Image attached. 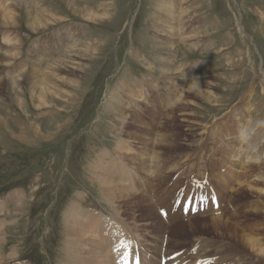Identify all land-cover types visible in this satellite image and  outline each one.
I'll return each instance as SVG.
<instances>
[{
    "label": "rangeland",
    "instance_id": "374dc122",
    "mask_svg": "<svg viewBox=\"0 0 264 264\" xmlns=\"http://www.w3.org/2000/svg\"><path fill=\"white\" fill-rule=\"evenodd\" d=\"M67 2L0 0V264H264V0Z\"/></svg>",
    "mask_w": 264,
    "mask_h": 264
},
{
    "label": "bare ground",
    "instance_id": "6f19581e",
    "mask_svg": "<svg viewBox=\"0 0 264 264\" xmlns=\"http://www.w3.org/2000/svg\"><path fill=\"white\" fill-rule=\"evenodd\" d=\"M68 4L72 5V2H70V0H68L67 2ZM88 9V8H87ZM86 9V13L89 12V10ZM13 12V11H12ZM92 13V12H91ZM2 16H3V19H12L13 20V17L10 15L9 12L7 11H3L2 12ZM29 25L32 29H35V30H39V29H42V28H45L47 26V20L46 19H42L41 17H32V18H29ZM67 37V36H66ZM66 37H64V40L66 39ZM8 39V38H7ZM69 43V41L67 42ZM84 43H87V42H84ZM81 44V42H76L74 43L73 45L71 44L69 46L68 49H66L65 51H63L61 53L60 56H58L57 58H55L54 60L51 61V63L49 65H47L48 67H46V69H49L47 70V72H51V74L55 77L56 76V73H54L56 70H63L65 69V67H67L68 65H77L79 66V61H77V59H79L80 57V52H83L86 54H88L87 51H85L84 47H86L85 44H81L80 47H78L79 45ZM66 44H63L62 46H65ZM81 60V59H80ZM69 67V66H68ZM48 72V73H49ZM14 77V76H13ZM62 80V79H61ZM18 79L15 78L14 80H12V90H16V88L19 86L18 83H17ZM198 83V86L199 87H206V88H209V84L207 83L206 80H201L200 77H196L194 79V83ZM210 82V81H209ZM32 86V85H31ZM35 86V85H34ZM38 87V86H37ZM49 89H47L49 91L50 94H55L56 93V89L54 87H51V85L48 86ZM198 88V87H196ZM34 89V88H33ZM191 89L193 90V86H191ZM46 89L45 87H43V84H41L39 87H38V95H37V99L39 100L38 101V106H45L48 102L47 101H43L44 98L46 97ZM33 94V93H32ZM48 94V93H47ZM51 97V96H49ZM183 97V96H182ZM180 99H182L180 97ZM243 137V135L241 134V138ZM246 138V136H244L242 139L244 140ZM162 145V143H157L155 145V148L156 146H160ZM131 159V158H130ZM258 157H256V160H253V161H257ZM144 161V159H142ZM145 163V161H144ZM138 166L140 168H143V162L140 161V163L138 164ZM250 166V165H249ZM103 167V172L104 175H100V177L102 178V182L99 183V186H100V190L102 192V194L104 195H107L106 197L108 198V191L110 190L109 188H113L114 186L112 185L113 184V181L110 180L112 179V172L110 171L109 168L107 167ZM244 168V167H243ZM152 170V169H151ZM117 174V173H116ZM127 176V175H126ZM251 181V180H250ZM249 183V182H248ZM119 184V183H118ZM243 184V183H242ZM250 184V183H249ZM115 185V183H114ZM248 185V184H247ZM119 186V185H118ZM120 188V187H119ZM256 188V187H255ZM113 191V190H112ZM110 190V192H112ZM100 192V193H101ZM184 194V193H183ZM115 197V196H114ZM19 202H21L19 200ZM78 206H76L75 208L73 209H70L71 211L68 213V217H66L67 219L70 218V220L68 219L69 221V225H68V229L66 230V234L68 235V238L69 240H67V247H68V256H69V259H71L72 257H75L79 254V256L81 255H84V253L88 252L89 253V256L90 257H93L94 258H100L103 256L102 252L99 250L98 247H96V250L94 249V247L91 246V248H86L88 249V251H86L85 248H83L84 246L81 245V248H79L77 246V244L75 243V240L76 239H82L83 237L85 238H89V235L87 234L86 230H85V227L83 226V224L81 225L80 221L83 222V220L85 219L84 216L85 214L82 212V210L78 211ZM214 219V218H213ZM216 219V218H215ZM214 219V221H215ZM65 220V219H64ZM218 221V219H217ZM216 221V222H217ZM85 225H87V223H85ZM181 227H183V225L181 224L180 226H178V228H180L181 230ZM215 227V226H214ZM218 228V227H217ZM90 229V228H89ZM216 229V228H215ZM90 232V230H89ZM65 235V236H67ZM94 237V236H93ZM94 239V238H93ZM89 243V242H88ZM261 243V242H260ZM66 247V248H67ZM258 247V250L259 252H264V249L263 248H260L259 245L257 246ZM66 250V249H65ZM66 250V251H67ZM73 261V260H71ZM75 261V260H74ZM88 261V260H87ZM87 263H90V262H87ZM92 263V262H91ZM65 264V263H63ZM75 264V263H74ZM79 264V263H78Z\"/></svg>",
    "mask_w": 264,
    "mask_h": 264
},
{
    "label": "clouds",
    "instance_id": "9594fccd",
    "mask_svg": "<svg viewBox=\"0 0 264 264\" xmlns=\"http://www.w3.org/2000/svg\"><path fill=\"white\" fill-rule=\"evenodd\" d=\"M193 87L195 88V87H199L198 86V83L196 82L194 85H193Z\"/></svg>",
    "mask_w": 264,
    "mask_h": 264
},
{
    "label": "snow or ice",
    "instance_id": "6c2138e0",
    "mask_svg": "<svg viewBox=\"0 0 264 264\" xmlns=\"http://www.w3.org/2000/svg\"><path fill=\"white\" fill-rule=\"evenodd\" d=\"M136 264H139V258L137 257Z\"/></svg>",
    "mask_w": 264,
    "mask_h": 264
}]
</instances>
